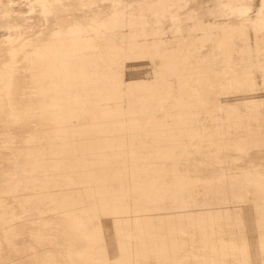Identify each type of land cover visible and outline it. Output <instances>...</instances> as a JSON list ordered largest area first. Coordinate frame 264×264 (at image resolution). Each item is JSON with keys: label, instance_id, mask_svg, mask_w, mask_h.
<instances>
[{"label": "rangeland", "instance_id": "rangeland-1", "mask_svg": "<svg viewBox=\"0 0 264 264\" xmlns=\"http://www.w3.org/2000/svg\"><path fill=\"white\" fill-rule=\"evenodd\" d=\"M149 1L153 0H141L144 6ZM180 2L182 7L174 19L164 15L156 21L153 12L142 10L151 18L145 35H140L147 42L133 51L128 48V33L141 32L140 24L114 31L115 47L111 51L116 54L122 83L114 100L105 98L112 89H107L99 77L83 83L86 88L83 98L88 100L84 111L89 116L77 121L79 125L71 130L76 134L74 143H66L71 141L69 129L58 137L40 138L49 131L46 124L26 119L17 123L15 110L0 102V264H246L242 253L222 248L219 241L225 238L254 244L264 235V225L257 224L252 215V208L261 200L230 196L228 206L234 210V216L216 214L211 224L196 225L190 211L203 216V201L194 199L195 206L189 207L190 211H181L174 182L181 176L214 178L248 165L264 168V74L257 65L253 28L247 27L253 64L248 63L249 54L240 52L244 42L235 35L233 45L228 46L233 58L228 68L224 50L215 42H201L190 15L197 13L205 20L229 22L231 28L242 27L245 18L238 13L219 14L217 0ZM243 2L251 5L249 15L255 16L259 0ZM15 9L27 12L24 2ZM50 30L26 28L14 42L18 49L13 62L17 76L12 83L16 110L31 102H47L55 92L50 77L42 75L41 67L27 56L43 39L53 38ZM4 33L0 29V44L6 47ZM28 39L35 42L25 45ZM137 39L141 41L140 37ZM160 39L161 50L178 56L173 60V68L165 66L171 57H160L155 52L153 42ZM260 48L264 60L263 43ZM137 52L145 58L136 59ZM128 55L140 70L142 64L148 66L151 71L148 78L140 70L127 77ZM9 61L6 52L0 54V77L3 65ZM99 64L105 69L107 61L102 58ZM224 69L228 72L224 73ZM142 82L153 83L143 91L147 97L144 103L140 100L143 92L139 90ZM179 99L188 107L182 111L180 124L176 120L178 110L172 107ZM115 101L122 115H107L106 110H111ZM200 101L209 107L202 110ZM61 104L67 115L72 109L71 101L63 98ZM94 113L101 117L98 123L91 116ZM238 113L242 123L238 122ZM129 114L140 119V125L119 129L117 121ZM84 123L87 130L83 129ZM178 127L185 131L174 140L170 138V130L179 133ZM122 130L123 142L119 138ZM193 132L198 135L191 136ZM29 135H33L31 142L26 141ZM33 150H42L43 156L38 158L52 173L54 188L44 196L33 184L17 185L12 180L18 174L17 161L26 163L29 170L35 168L31 163ZM101 150L107 155L99 154ZM108 184L114 185L113 192ZM203 187L199 182L193 190L200 195ZM23 192L26 196H22ZM114 198H118L117 204L126 213L106 217L104 223L112 231L110 238L128 249V262L119 254L110 259L88 254L87 250L95 244L91 240L97 238L93 237L89 219L72 210L77 201L100 206L115 201ZM28 210H38L39 219L23 217ZM76 225L78 232H74ZM120 230L126 233L124 237L119 236ZM185 230L193 237L185 234ZM251 255L254 258V250ZM261 258L258 264H264V253Z\"/></svg>", "mask_w": 264, "mask_h": 264}, {"label": "bare ground", "instance_id": "bare-ground-1", "mask_svg": "<svg viewBox=\"0 0 264 264\" xmlns=\"http://www.w3.org/2000/svg\"><path fill=\"white\" fill-rule=\"evenodd\" d=\"M217 12L226 14L238 13L245 18L242 27L231 28L229 22H213L201 18L197 13L190 15L192 19L193 28L200 34L201 42L212 41L215 42L217 47L222 48L225 54V65L231 68L230 63L233 62L231 51L229 47L233 45V37L238 35L242 38L244 44L240 48V52H246L248 55L249 65L253 64V58L250 57L251 53V38L249 36L247 27L252 26L254 37L253 44L257 51V65L263 68L264 74V60L260 55V43L264 44V0H259L256 12L253 17L249 15L251 12V5L244 3L243 0H217ZM24 2L27 12L16 11L15 7L21 5ZM141 0H0V29L5 33L4 36L5 46L0 44V54L6 52L10 58L8 64L3 65L0 77V102H4L10 105V110L14 111L15 120L17 123L26 119L28 122L38 124L42 121L47 125L49 129L48 133H43L40 138H54L57 135H63L67 130L71 132V136L68 138L71 141L66 143L75 142L76 134L71 130L74 129L77 121L87 118L85 105L88 104V100L85 97L86 88L83 83L87 80H95L99 77L100 80L106 85L107 89L111 93L106 94L107 100H114L117 96V89L122 83V74L119 68L116 54L111 51L115 47L114 40L116 29H128L136 27V24L142 28L141 32H129L128 33V48L129 51H133L143 45L142 42H147L146 39L142 40L140 35H145L144 29L150 25L149 20L151 18L142 13V10L153 12L154 19L160 20V16L168 15L171 19H174L177 15L178 9H181L182 5L180 0H153L145 3L143 7ZM211 11V13H214ZM34 13L36 17H34ZM222 17V15H219ZM34 19V20H33ZM62 27H64L62 31ZM39 28L43 32L46 28H51L49 34L53 36L52 39H43L38 46L32 48V52L27 54L28 58L41 67V73L44 76L50 77V85L53 94L49 95L47 102L35 101L30 104L22 105L19 109H15L13 103H16L17 97L12 92V83L16 78L14 72V58L17 52V48L14 46V42L22 35L24 29ZM61 35H67V40L63 39ZM137 37H140L139 41ZM32 40L25 41L26 44L34 43ZM99 42V44L97 43ZM104 42V43H101ZM162 40L154 41L153 46L155 52L160 57H171L170 62L166 63V67L173 68V60L178 58L177 55L171 53V51H163L160 48ZM99 45V46H98ZM22 48V47H21ZM19 48V49H21ZM97 48V50H95ZM136 59H144L145 56L141 52L135 54ZM105 58L107 61L106 68L101 67L99 61ZM133 57L127 56V77L132 76L134 73H138L135 70L137 68L135 63H132ZM140 70L144 78H148L151 71L148 70L146 64H142ZM224 73L228 72V69L223 70ZM235 74V73H234ZM233 75V80L238 83L236 75ZM150 83H141L139 87L140 91H145ZM79 95L81 96L79 98ZM70 100L72 103V109L68 110L67 115L62 110V99ZM144 92L140 96V100L144 103L146 100ZM160 107L161 105L158 104ZM143 107V106H142ZM178 111L176 113V120L183 119V112L188 107L182 102L181 99L174 102L173 106ZM199 107L205 110L209 107L208 104L199 103ZM220 107V106H219ZM107 109V115H122L120 106L115 101L114 107ZM236 109H238L236 107ZM192 114V113H190ZM238 122L242 123V117L240 113ZM94 113L97 123L101 120V117ZM34 119H38L37 121ZM227 120L230 117L227 115ZM140 119L129 114V117L120 119L117 121L119 129L123 130L129 126H139ZM83 129L87 130V125L82 124ZM121 132L119 137L122 142L125 139V134ZM179 133H174L173 128L170 130V138L178 140L180 133L185 131L183 128H179ZM191 136H197V132L190 134ZM33 135H29L26 141L31 142ZM112 145V143H111ZM101 155H107L105 151L101 150ZM122 155V153H118ZM33 159L31 163L34 165L33 170H29L20 161L16 162V169L18 174L12 178L17 185L22 183H31L35 188L40 191L41 195L50 194V191L54 188L52 183V173L48 172L45 167L42 166L41 159L42 150L32 151ZM30 160L28 161V163ZM199 182L203 183L202 194H197L193 190L194 186ZM151 187H155V183L149 181ZM175 186V198L178 203V207L181 211H190L191 206H195L194 199H201L204 203L202 208V215H197L194 211H190L192 219L196 225L207 226L211 224L216 214L234 216V210L228 206L229 197L243 199L244 196L259 198L261 203L258 206L252 208L253 219L257 224L264 225V168H260L257 165H248L235 172H229L227 174L219 175L216 177H177L174 182ZM238 188V190L236 189ZM108 189L114 191V185L108 184ZM26 192L22 193V196H26ZM190 198V206H189ZM113 202H105L100 206H90L84 202L77 201L73 205V209L77 214H82L89 219L90 228L94 230L93 237L97 240H91L95 243L93 248L87 250L88 254H92L99 258L110 259L114 255L119 254L123 258L124 262H128V249L124 247L120 242H115L110 235L112 231L105 227L104 218H116L122 213H126L117 204L118 198H114ZM202 203V204H203ZM192 204V205H191ZM190 207V209H189ZM201 214V213H200ZM23 217L33 219L37 221L39 218L38 210H28L24 212ZM77 226V225H76ZM77 228V229H76ZM74 229V232H78V226ZM179 232L183 231L178 229ZM142 232V230H140ZM185 234L193 237L192 233H188L185 230ZM126 233L120 230L119 236H125ZM220 246L230 251H238L244 255V262L246 264H258L262 254L264 253V235L261 234L258 240L254 244H249L246 241L238 242L237 240L222 238L219 241ZM252 250L255 251L254 258L251 255ZM261 260H263L261 258ZM217 264V263H216Z\"/></svg>", "mask_w": 264, "mask_h": 264}]
</instances>
